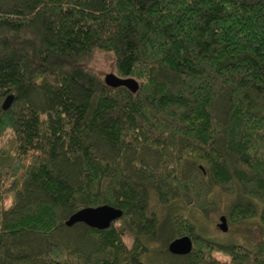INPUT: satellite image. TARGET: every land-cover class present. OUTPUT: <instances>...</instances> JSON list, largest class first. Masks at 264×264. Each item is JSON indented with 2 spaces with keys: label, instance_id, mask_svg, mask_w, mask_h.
<instances>
[{
  "label": "trees",
  "instance_id": "1",
  "mask_svg": "<svg viewBox=\"0 0 264 264\" xmlns=\"http://www.w3.org/2000/svg\"><path fill=\"white\" fill-rule=\"evenodd\" d=\"M20 187L0 264H264V0H0V207ZM220 195L258 241L202 234L191 212L219 216ZM100 206L121 218L65 225Z\"/></svg>",
  "mask_w": 264,
  "mask_h": 264
},
{
  "label": "rangeland",
  "instance_id": "2",
  "mask_svg": "<svg viewBox=\"0 0 264 264\" xmlns=\"http://www.w3.org/2000/svg\"><path fill=\"white\" fill-rule=\"evenodd\" d=\"M106 63L102 58L96 59L93 63V67H95L98 71L103 72L104 74H109V70L106 67ZM27 200V192L25 188L20 187L12 196L6 199L0 209L4 210L9 208L13 202L21 204L26 202ZM215 201L218 203V213L219 216L213 212L210 213L208 217H204L201 214L193 211L191 212L192 220L197 223V225L201 228L202 234L214 240L215 242L221 244H245L254 243L258 241L257 237V227L254 223L248 222L242 225H231L226 223L227 232L222 233L216 226L219 223V218L224 216L222 213L225 210V198L223 196H216ZM124 242L127 247H131L132 238L129 235L124 236ZM160 246L158 243L156 245L151 246L152 250H158ZM218 260L222 262H226L227 260L222 256H217ZM142 262L144 264H184V261L178 257H171L167 255L155 256V254L147 255L142 258Z\"/></svg>",
  "mask_w": 264,
  "mask_h": 264
},
{
  "label": "water",
  "instance_id": "3",
  "mask_svg": "<svg viewBox=\"0 0 264 264\" xmlns=\"http://www.w3.org/2000/svg\"><path fill=\"white\" fill-rule=\"evenodd\" d=\"M106 86L116 89L119 87L126 88L131 93H135L138 89V84L132 79H120L113 74H107L104 77ZM12 103V98L8 97L2 108L7 110ZM122 212L119 209L110 206H100L97 208H84L73 214L65 222L67 227L75 224H83L90 229L103 231L108 229L112 223L119 220ZM222 233L227 232L226 219L224 216L219 218V223L216 226ZM192 250V241L188 237H181L171 241L167 246V251L173 256H186Z\"/></svg>",
  "mask_w": 264,
  "mask_h": 264
}]
</instances>
